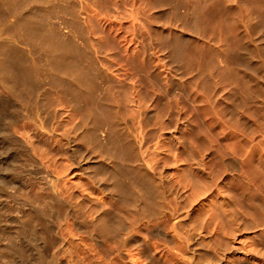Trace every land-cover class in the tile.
I'll return each instance as SVG.
<instances>
[{
  "label": "bare ground",
  "instance_id": "1",
  "mask_svg": "<svg viewBox=\"0 0 264 264\" xmlns=\"http://www.w3.org/2000/svg\"><path fill=\"white\" fill-rule=\"evenodd\" d=\"M0 264H264V0H0Z\"/></svg>",
  "mask_w": 264,
  "mask_h": 264
},
{
  "label": "rangeland",
  "instance_id": "2",
  "mask_svg": "<svg viewBox=\"0 0 264 264\" xmlns=\"http://www.w3.org/2000/svg\"><path fill=\"white\" fill-rule=\"evenodd\" d=\"M3 91V90H2ZM15 105L18 107V104H16V102H15ZM16 106H15V109L17 110V108H16ZM17 112V111H16ZM23 122V123H22ZM22 122H17L16 124H14V126H13V128H15L16 129V131L18 132V130H20L19 132H21V133H23V132H25L26 131V129H27V127H26V124H25V122L24 121H22ZM22 124H23V126H22ZM17 125V126H16ZM19 125V126H18ZM22 130V131H21ZM18 135V134H17ZM17 137H19V138H17ZM17 137H15L14 138V140L17 142V144L19 143V146H20V143L22 144V141L20 140V135L19 136H17ZM18 139V140H17ZM21 142H20V141ZM16 144V145H17ZM23 146V147H22ZM22 146H20L18 149H16L15 150V154H16V151H17V156L19 155V154H21L23 157H24V159H25V157L27 156V152H26V149H25V146H24V144H22ZM25 153H24V152ZM21 166H23L22 164L18 167L17 166V168H16V170H17V178H18V184H17V186L16 187H19V189L18 188H16V190H17V192H15V195H17L16 197H15V195H14V199H13V202L12 203H14V204H10L9 206H8V211H10L11 213H9V214H7L9 217H5L4 216V218H6L7 220L8 219H10V218H12L13 216L12 215H14V213L16 212L17 213V211L16 210H18V208L16 207V205H17V202L21 199V197H22V195H23V199L27 196L28 197V193H29V195H30V189H28L29 188V184L28 183H26V182H28V179H27V176H26V174H25V169H24V166H23V168H21ZM24 169V170H23ZM24 173V174H23ZM24 175V176H23ZM23 177V178H22ZM21 179V180H20ZM27 179V180H26ZM20 180V181H19ZM20 188H21V190H20ZM22 188H24V189H22ZM15 189V188H14ZM14 189H13V191L12 192H14ZM10 190H12V189H10ZM15 190V191H16ZM19 190V191H18ZM26 190V191H25ZM29 190V191H28ZM23 191V192H22ZM11 192V191H10ZM20 192V195H21V197L19 198L18 197V193ZM19 195V196H20ZM26 197V198H27ZM16 203V204H15ZM15 209V210H14Z\"/></svg>",
  "mask_w": 264,
  "mask_h": 264
}]
</instances>
